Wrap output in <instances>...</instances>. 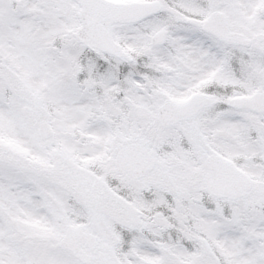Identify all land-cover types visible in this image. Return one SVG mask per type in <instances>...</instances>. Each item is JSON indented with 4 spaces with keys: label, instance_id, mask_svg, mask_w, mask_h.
<instances>
[{
    "label": "snow or ice",
    "instance_id": "1",
    "mask_svg": "<svg viewBox=\"0 0 264 264\" xmlns=\"http://www.w3.org/2000/svg\"><path fill=\"white\" fill-rule=\"evenodd\" d=\"M0 264H264V0H0Z\"/></svg>",
    "mask_w": 264,
    "mask_h": 264
}]
</instances>
